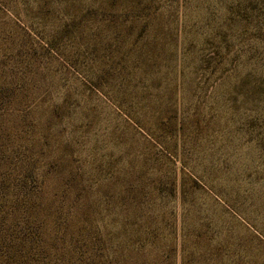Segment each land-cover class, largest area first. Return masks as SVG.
Listing matches in <instances>:
<instances>
[{
	"label": "rangeland",
	"instance_id": "374dc122",
	"mask_svg": "<svg viewBox=\"0 0 264 264\" xmlns=\"http://www.w3.org/2000/svg\"><path fill=\"white\" fill-rule=\"evenodd\" d=\"M37 228L45 264H264V0H0V264Z\"/></svg>",
	"mask_w": 264,
	"mask_h": 264
},
{
	"label": "trees",
	"instance_id": "16d2710c",
	"mask_svg": "<svg viewBox=\"0 0 264 264\" xmlns=\"http://www.w3.org/2000/svg\"><path fill=\"white\" fill-rule=\"evenodd\" d=\"M16 207L22 206L26 207V200L22 198L16 205ZM10 207H13L12 205ZM12 211V209H11ZM6 213H10L8 210ZM38 228L35 230V233L32 236L27 235L26 233H22L21 236L17 239L19 246H9V243H5L6 250L8 252V256L5 257V264H28L29 258L31 257V249L28 247L32 246V250L37 248V256L35 257V264H45L43 263L44 257L41 255L42 250L41 241H43V232H41ZM12 239L11 234H9V240ZM2 240H6V238L0 239V248L2 247ZM7 241V240H6ZM2 253V252H1ZM69 264V263H68Z\"/></svg>",
	"mask_w": 264,
	"mask_h": 264
}]
</instances>
